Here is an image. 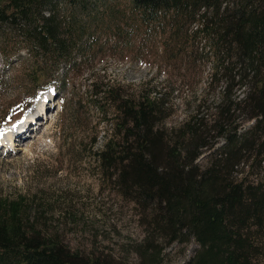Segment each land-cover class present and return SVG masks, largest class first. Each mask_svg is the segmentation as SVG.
I'll list each match as a JSON object with an SVG mask.
<instances>
[{
	"label": "trees",
	"instance_id": "trees-1",
	"mask_svg": "<svg viewBox=\"0 0 264 264\" xmlns=\"http://www.w3.org/2000/svg\"><path fill=\"white\" fill-rule=\"evenodd\" d=\"M135 29L147 39L162 32L166 51L176 42L193 52L191 36L203 34L210 55L202 57L212 60L214 75L254 80L243 101L254 124L239 133L233 106L222 102L225 144L202 169L194 162L208 144L197 122H186L170 145L157 127L160 99L126 97L113 87L101 92L117 116L116 134L98 161L148 226L135 264H164L163 243L192 240L198 250L184 264H262L264 177L240 183L233 173L244 151L264 162V0H0V53L6 65L26 53L35 92L57 82L65 88L63 67L102 50L104 37L122 41ZM39 216L23 199L0 200V264H117L72 251L40 229Z\"/></svg>",
	"mask_w": 264,
	"mask_h": 264
},
{
	"label": "rangeland",
	"instance_id": "rangeland-1",
	"mask_svg": "<svg viewBox=\"0 0 264 264\" xmlns=\"http://www.w3.org/2000/svg\"><path fill=\"white\" fill-rule=\"evenodd\" d=\"M163 38L159 32L147 39L136 29L122 41L113 35L106 41L104 37L99 44L102 50L91 49L85 58L63 67L65 88L57 82L37 92L27 77L26 53L22 52L24 59L15 56L7 65L0 53V134L14 128L16 137L17 129H24L43 102L45 106L32 124L36 128L28 129L15 147L9 144V132L0 139V200L23 199L32 217L40 215L35 222L41 230L58 236L84 257L138 263L137 248L145 244L148 229L140 208L106 179L98 161V154L116 134L117 114L111 99L101 93L105 88L113 87L130 98L160 99L164 105L156 115L157 127L170 145L186 122H197L208 144L194 162L200 168L225 144L218 126L225 108L220 109L222 102L233 106L232 122L239 133L254 124L243 104L253 90L251 77L232 82L227 73L214 75L212 60L202 57L210 55L203 34L191 36L193 52L176 42L169 46L173 50L166 51ZM243 153L233 178L257 183L264 177V162H255L256 152ZM162 249L164 264H184L198 245L193 240L163 243Z\"/></svg>",
	"mask_w": 264,
	"mask_h": 264
},
{
	"label": "bare ground",
	"instance_id": "bare-ground-1",
	"mask_svg": "<svg viewBox=\"0 0 264 264\" xmlns=\"http://www.w3.org/2000/svg\"><path fill=\"white\" fill-rule=\"evenodd\" d=\"M42 102V101H41ZM40 102V103H41ZM45 106H44V102H43V104H42V106L40 107V108H38V113L37 114H33L32 115V118H30V119H27L29 122H27V123H25V126L23 127L24 129H21V130H18L17 129V131H16V133H17V136L16 137H14V132L15 131H13L14 130V128H13V130L12 131H4V132H2L1 134H0V139H3V137H5V134H6V132H9L8 134H7V136H8V138L10 139V142H9V144H11L12 143V145L15 147L16 146V142L18 143L23 137H25L26 136V133H27V131H28V129L30 130V129H35L36 128V126H32V124L33 123H35V121H36V119L37 118H40V116H42V113L41 112H44V108ZM46 107H50V106H46ZM26 124H28L29 125V127H26ZM38 124H40V125H42V123L40 122V123H38ZM40 131V130H39ZM19 134V135H18ZM37 137V136H36ZM24 139V138H23ZM20 145H23L22 143H20Z\"/></svg>",
	"mask_w": 264,
	"mask_h": 264
}]
</instances>
